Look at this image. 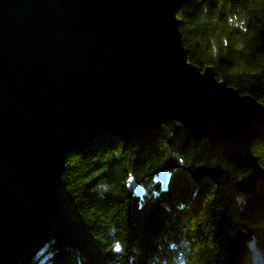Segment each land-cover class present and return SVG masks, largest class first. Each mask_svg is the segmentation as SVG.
Wrapping results in <instances>:
<instances>
[{"label":"water","instance_id":"95a60500","mask_svg":"<svg viewBox=\"0 0 264 264\" xmlns=\"http://www.w3.org/2000/svg\"><path fill=\"white\" fill-rule=\"evenodd\" d=\"M192 1L0 0V264L52 231L67 157L97 135L180 121L264 185V105L188 61L177 14Z\"/></svg>","mask_w":264,"mask_h":264},{"label":"trees","instance_id":"16d2710c","mask_svg":"<svg viewBox=\"0 0 264 264\" xmlns=\"http://www.w3.org/2000/svg\"><path fill=\"white\" fill-rule=\"evenodd\" d=\"M177 18L188 61L264 105V0H193ZM252 151L264 167V137ZM59 200L19 264H264V185L180 121L73 152Z\"/></svg>","mask_w":264,"mask_h":264},{"label":"bare ground","instance_id":"6f19581e","mask_svg":"<svg viewBox=\"0 0 264 264\" xmlns=\"http://www.w3.org/2000/svg\"><path fill=\"white\" fill-rule=\"evenodd\" d=\"M185 7H186V6H185ZM183 8H184V7H183ZM180 10H181V9H180ZM180 10H179V11H180ZM213 70H214V69H213ZM98 136H101V135H97L96 137H98ZM219 153H220V152H219ZM220 154H221V153H220ZM221 155H222V154H221ZM222 156H223V155H222ZM223 157H224V156H223ZM156 180H157V179H156Z\"/></svg>","mask_w":264,"mask_h":264},{"label":"snow or ice","instance_id":"6c2138e0","mask_svg":"<svg viewBox=\"0 0 264 264\" xmlns=\"http://www.w3.org/2000/svg\"><path fill=\"white\" fill-rule=\"evenodd\" d=\"M117 250H119V246H117Z\"/></svg>","mask_w":264,"mask_h":264}]
</instances>
